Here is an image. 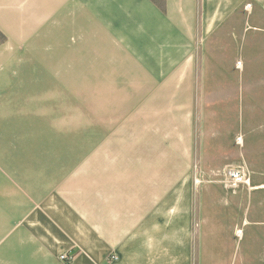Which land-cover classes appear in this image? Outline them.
<instances>
[{
	"label": "crops",
	"instance_id": "obj_1",
	"mask_svg": "<svg viewBox=\"0 0 264 264\" xmlns=\"http://www.w3.org/2000/svg\"><path fill=\"white\" fill-rule=\"evenodd\" d=\"M157 1L0 0V73L45 50L95 115L93 152L31 155L25 185L0 144V264H236L243 202L194 164L231 163L240 131L246 160L264 124V0Z\"/></svg>",
	"mask_w": 264,
	"mask_h": 264
},
{
	"label": "rangeland",
	"instance_id": "obj_2",
	"mask_svg": "<svg viewBox=\"0 0 264 264\" xmlns=\"http://www.w3.org/2000/svg\"><path fill=\"white\" fill-rule=\"evenodd\" d=\"M72 52L78 57V51ZM63 53V50L54 51L55 58L60 59V62ZM83 53H88V57L93 56V51ZM90 53L92 56H89ZM262 53L264 54V50ZM47 57L45 50L18 48L5 71L0 73V144L7 154L18 153V159H22L18 161V167L22 170L18 173V178L19 181H24V185L25 181L30 180L29 171L34 169L32 166L40 164L30 162L31 155L71 156L93 152V81L75 82V86H69L67 82L58 80L64 66L58 63L54 64L52 79ZM92 62L93 59H89L87 63ZM80 67L81 64H74L69 74L79 75ZM84 68L93 75V66ZM249 71L247 67V75ZM247 100L248 106H255L254 98ZM262 107L264 108V96ZM248 139L250 142L245 148L248 155L246 160L242 151L244 136L240 131L234 139L239 154H227L231 163L211 171H204L200 165L194 164L198 174L195 185L197 188L226 186L221 179V172L229 166L239 167L247 172L249 185H240L236 189L226 187L228 196L238 195L243 202L240 208L241 221L244 217L248 220V223L240 224L243 235L236 242V264H264V124L257 131H250L246 140ZM197 147L198 143L196 149Z\"/></svg>",
	"mask_w": 264,
	"mask_h": 264
},
{
	"label": "built area",
	"instance_id": "obj_3",
	"mask_svg": "<svg viewBox=\"0 0 264 264\" xmlns=\"http://www.w3.org/2000/svg\"><path fill=\"white\" fill-rule=\"evenodd\" d=\"M221 179L225 185L231 189H236L240 185H249V175L246 171L239 167H226L221 172ZM59 261L63 264H69L72 261V257L68 254H62L59 256Z\"/></svg>",
	"mask_w": 264,
	"mask_h": 264
},
{
	"label": "trees",
	"instance_id": "obj_4",
	"mask_svg": "<svg viewBox=\"0 0 264 264\" xmlns=\"http://www.w3.org/2000/svg\"><path fill=\"white\" fill-rule=\"evenodd\" d=\"M157 4H159V2L157 0H154ZM161 4V2H160ZM5 37L0 33V43L4 42Z\"/></svg>",
	"mask_w": 264,
	"mask_h": 264
}]
</instances>
